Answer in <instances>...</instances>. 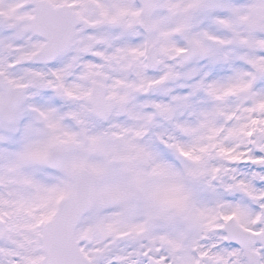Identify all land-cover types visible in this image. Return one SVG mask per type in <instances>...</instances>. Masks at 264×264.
<instances>
[{"label":"snow or ice","instance_id":"1","mask_svg":"<svg viewBox=\"0 0 264 264\" xmlns=\"http://www.w3.org/2000/svg\"><path fill=\"white\" fill-rule=\"evenodd\" d=\"M0 264H264V0H0Z\"/></svg>","mask_w":264,"mask_h":264}]
</instances>
